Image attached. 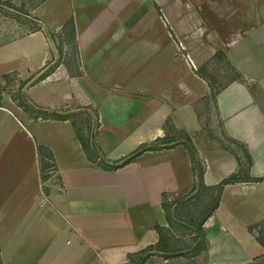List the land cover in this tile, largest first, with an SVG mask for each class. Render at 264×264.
<instances>
[{"label": "crops", "instance_id": "1", "mask_svg": "<svg viewBox=\"0 0 264 264\" xmlns=\"http://www.w3.org/2000/svg\"><path fill=\"white\" fill-rule=\"evenodd\" d=\"M7 2L28 19L0 33V264H264V214L228 205L186 253L185 208L166 202L191 181L187 153L154 145L165 123L207 119L257 178L224 187L264 186V0Z\"/></svg>", "mask_w": 264, "mask_h": 264}, {"label": "rangeland", "instance_id": "2", "mask_svg": "<svg viewBox=\"0 0 264 264\" xmlns=\"http://www.w3.org/2000/svg\"><path fill=\"white\" fill-rule=\"evenodd\" d=\"M7 1L0 0V33L3 30L5 32L7 29L5 23L2 22V20H6L4 17L9 18V16L14 15L18 18L19 22H21L20 20L22 19H28L23 15V12L26 10L21 5L14 4V6L10 7L8 4L11 3H9L10 1ZM26 22L27 23L22 26L23 30H29L33 25L29 21ZM17 31V29L11 30L8 34L14 35ZM5 38L7 37L0 34V41ZM180 48L182 47L180 46ZM213 71L215 70H211L209 72V78L211 80L215 78ZM203 113L204 110L201 111V115ZM96 119L94 120V123L97 121ZM204 120V124H202V126L192 134L184 131L183 129H172L171 127H166L167 123H165V128L168 130V136L171 140L165 141L158 139L154 141V145L166 147L179 144L185 148L187 153L189 169L191 172V181L185 188L180 190L178 194L169 195L166 202L168 208L171 206H178L180 203L182 204L180 206L185 208L184 211H186V213L184 215L186 223L184 222L185 226L182 230H180L179 235L181 236H179V239L187 245L186 253L194 251L195 246L193 245L195 241L196 249L199 248V243L203 245V238H201L202 240L200 239V227H197L196 223L213 202H216V206H220L221 208L226 207V205L230 206V209L233 211L237 219L247 218L246 220H248L252 217H248L247 215L253 216L257 213L261 215L264 214V186L250 189L249 192L235 193L234 195H232L230 190H228L230 188L224 187V184L232 183L234 182L233 180L224 183L220 180L211 188L202 187L200 178L203 171L206 168L211 167L216 174V163L218 161L229 160L232 158L236 160L242 156L239 161L240 166L237 172H231L225 177H229L232 174L243 176L245 174L247 163L245 154L241 155V150L237 147V145H235L232 141L227 140L225 136H221L218 132L215 133L213 128L208 125V120ZM196 177L197 181H195ZM194 236L196 238L193 240L192 238ZM261 236L264 239V229ZM143 255V253L139 254L138 260Z\"/></svg>", "mask_w": 264, "mask_h": 264}, {"label": "trees", "instance_id": "3", "mask_svg": "<svg viewBox=\"0 0 264 264\" xmlns=\"http://www.w3.org/2000/svg\"><path fill=\"white\" fill-rule=\"evenodd\" d=\"M168 140H171L170 138L166 139L165 141H168ZM247 157H248V160H250V157L249 155L247 154ZM257 180V178H252V177H249L247 174H244L243 176H238V175H235V174H232L230 175L229 177H225L221 180V182H227V181H230V180H233V181H238V180ZM216 206V202H213L210 207L202 214V216L198 219L197 223H196V226L197 227H200L203 220L205 219V217L209 214V212ZM160 238L161 240L164 239V235L162 233H160Z\"/></svg>", "mask_w": 264, "mask_h": 264}, {"label": "water", "instance_id": "4", "mask_svg": "<svg viewBox=\"0 0 264 264\" xmlns=\"http://www.w3.org/2000/svg\"><path fill=\"white\" fill-rule=\"evenodd\" d=\"M37 76V75H36ZM196 180L195 181H197V177L195 178ZM197 185V184H196Z\"/></svg>", "mask_w": 264, "mask_h": 264}]
</instances>
